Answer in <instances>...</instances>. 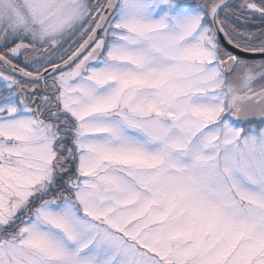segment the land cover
<instances>
[{
    "label": "snow or ice",
    "instance_id": "1",
    "mask_svg": "<svg viewBox=\"0 0 264 264\" xmlns=\"http://www.w3.org/2000/svg\"><path fill=\"white\" fill-rule=\"evenodd\" d=\"M0 264H264V0H0Z\"/></svg>",
    "mask_w": 264,
    "mask_h": 264
}]
</instances>
